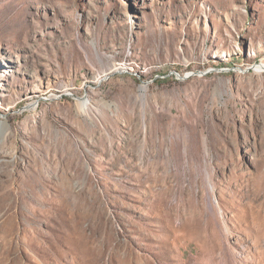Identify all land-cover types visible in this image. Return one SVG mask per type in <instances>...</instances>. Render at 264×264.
<instances>
[{
    "label": "rangeland",
    "instance_id": "374dc122",
    "mask_svg": "<svg viewBox=\"0 0 264 264\" xmlns=\"http://www.w3.org/2000/svg\"><path fill=\"white\" fill-rule=\"evenodd\" d=\"M261 62L264 0H0V264H264Z\"/></svg>",
    "mask_w": 264,
    "mask_h": 264
},
{
    "label": "bare ground",
    "instance_id": "6f19581e",
    "mask_svg": "<svg viewBox=\"0 0 264 264\" xmlns=\"http://www.w3.org/2000/svg\"><path fill=\"white\" fill-rule=\"evenodd\" d=\"M254 68H255L256 71H258V72H262V71H264V62H261V63H259V64H256V65L254 66ZM79 101H80V100H79ZM86 101H87V100H86ZM86 101H85V100L80 101V103H81V105H82L83 107L87 104ZM226 163L232 167V170H231V172H230V175H231L232 177H236V178H238V179H241V178L244 177V172H240V170H239V169H240V168H239L240 165H239L238 162H236V160H235L234 157L227 156Z\"/></svg>",
    "mask_w": 264,
    "mask_h": 264
}]
</instances>
